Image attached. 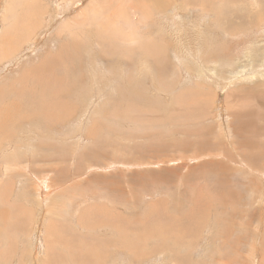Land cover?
<instances>
[{
	"label": "rangeland",
	"instance_id": "obj_1",
	"mask_svg": "<svg viewBox=\"0 0 264 264\" xmlns=\"http://www.w3.org/2000/svg\"><path fill=\"white\" fill-rule=\"evenodd\" d=\"M0 48V264H264V0H0Z\"/></svg>",
	"mask_w": 264,
	"mask_h": 264
},
{
	"label": "bare ground",
	"instance_id": "obj_2",
	"mask_svg": "<svg viewBox=\"0 0 264 264\" xmlns=\"http://www.w3.org/2000/svg\"><path fill=\"white\" fill-rule=\"evenodd\" d=\"M101 1V0H100ZM116 7V6H115ZM111 8V7H110ZM108 9V8H107ZM117 9V8H116ZM116 9H113V10H116ZM110 9H108V11H109ZM97 12H98V10H97ZM112 12V11H111ZM114 12V11H113ZM126 12H128V11H126V10H123L122 12H117V11H115L114 12V16L117 18V17H119V14H120V16H124L125 14H126ZM99 13V12H98ZM109 14H110V12L107 14L108 15V17H109ZM136 14V13H135ZM112 16H113V14H111ZM110 15V16H111ZM133 15V14H132ZM97 16V15H96ZM6 17V16H5ZM90 17H91V15H90ZM239 17V16H238ZM115 18V19H116ZM111 19V18H110ZM105 20H106V18H105ZM97 21V20H96ZM107 21V20H106ZM140 22L142 21L141 19L139 20ZM241 21V20H240ZM88 22V21H87ZM114 24L113 25H115V22H113ZM130 23H133V22H129V23H127L128 25L130 24ZM134 24V23H133ZM126 25V24H125ZM125 25H121V24H119L117 27H119L122 31L121 32H124L125 33V30H127V35L129 36V39H124V41L126 42V41H128L126 44H129V45H134V44H137V43H139V42H141V41H139L138 42V40H140L138 37V32L137 31H139L138 29H140V28H138V27H136L135 25H133V26H131V29L132 30H130L129 29V26H125ZM137 25V24H136ZM138 25H140V23L138 24ZM143 25V24H142ZM141 25V26H142ZM88 26V25H87ZM144 26H146V25H144ZM231 26V25H230ZM136 28H138V29H136ZM143 28V27H142ZM92 30V29H91ZM111 30V29H110ZM114 31V30H113ZM117 31H119V30H117ZM141 31V30H140ZM18 34V33H17ZM109 34V33H108ZM248 34V33H247ZM18 36V35H17ZM124 36V35H123ZM16 37V36H15ZM103 37V36H102ZM125 37V36H124ZM119 38V37H118ZM17 40V39H16ZM123 40V39H122ZM124 42V43H125ZM144 42V41H143ZM97 43H99V42H97ZM79 45H80V42L78 43ZM100 44V43H99ZM98 44V45H99ZM108 45V44H107ZM115 45V44H114ZM114 45H112V46H114ZM140 45V47H141V43L139 44ZM99 46H101V45H99ZM138 46V45H137ZM80 47V46H79ZM78 47V48H79ZM128 48V47H127ZM6 50H7V48H6ZM5 50V51H6ZM120 50V49H119ZM129 50H130V48H129ZM146 50V49H145ZM144 50V51H145ZM189 50H190V52L192 51V48L190 49L189 48ZM131 51V50H130ZM1 52L3 53V50H1V48H0V54H1ZM77 52H78V50H77ZM125 52V51H124ZM200 52L201 51H198V53H199V55H201L200 54ZM94 53H96V52H94ZM192 53V52H191ZM4 54V53H3ZM103 54V53H102ZM107 54H109V53H107ZM112 54V53H111ZM129 54V53H128ZM131 54H134V53H131ZM203 54V53H202ZM74 55V54H73ZM76 55V54H75ZM87 55V54H86ZM112 55H115V53L114 54H112ZM117 55V54H116ZM115 55V56H116ZM123 55V54H122ZM130 55V54H129ZM139 55V54H138ZM1 56V55H0ZM2 56H5V55H2ZM88 56V55H87ZM95 56H96V54H95ZM94 56V57H95ZM98 56H99V54H98ZM103 56H104V54H103ZM107 56V55H106ZM100 57H102V56H100ZM97 58V57H96ZM115 58V57H114ZM87 59H89V58H87ZM100 59V58H99ZM119 59H120V57H119ZM195 59V58H194ZM198 59V58H197ZM66 60V59H65ZM75 60V59H74ZM95 60V59H94ZM93 60V61H94ZM103 60V59H102ZM206 60V59H205ZM83 61V60H82ZM98 61V60H97ZM104 61V60H103ZM18 62V61H17ZM87 63H89V62H87ZM62 64V63H61ZM73 64V63H72ZM84 64H85V61H84ZM84 64H83V66H84ZM89 65H90V63H89ZM45 66V65H44ZM47 66V65H46ZM262 66V65H261ZM103 67H105L104 65H103ZM149 67V64L148 65H144L143 66V68L146 70V69H149L148 68ZM84 68V67H83ZM92 68H93V66H92ZM74 70V69H73ZM153 70V69H152ZM44 71V70H43ZM46 71V70H45ZM54 71V70H53ZM94 71V70H93ZM123 71V70H122ZM148 71V70H147ZM149 72V71H148ZM224 73V72H223ZM97 74V73H96ZM152 74V73H151ZM214 75H215V72L213 73ZM98 76V75H97ZM153 76V75H152ZM252 76V75H251ZM87 77V76H86ZM95 78V77H94ZM153 78H155V77H153ZM58 79V78H57ZM64 79H65V77H64ZM42 80V79H41ZM59 80V79H58ZM60 80H62L61 78H60ZM85 80V79H84ZM136 80V79H135ZM155 80H156V78H155ZM154 80V81H155ZM56 82V81H55ZM58 83V82H57ZM51 84V83H50ZM138 84H139V82H138ZM151 84V83H150ZM152 85V84H151ZM62 86V85H61ZM63 87V86H62ZM68 87V86H67ZM118 87H120V86H118ZM53 88H54V86H53ZM185 88V87H184ZM152 89V88H151ZM185 90V89H184ZM59 91V90H58ZM74 91V90H73ZM155 91V90H154ZM53 92V91H52ZM60 92V91H59ZM68 92V91H67ZM152 92V91H151ZM57 93V92H56ZM156 93V92H155ZM18 94V93H17ZM23 94V93H22ZM21 94V95H22ZM16 96V95H15ZM24 96V95H23ZM22 96V97H23ZM111 97V96H110ZM181 98H183V97H181ZM18 101V100H17ZM19 101H20V99H19ZM15 102H16V100H15ZM22 102V101H21ZM177 102V101H176ZM23 103V102H22ZM45 103V102H44ZM52 104V103H51ZM127 104V103H126ZM173 104V103H172ZM20 105V104H19ZM47 105V104H46ZM45 105V106H46ZM14 106V105H13ZM8 108V107H7ZM59 108V107H58ZM1 110V109H0ZM2 111V110H1ZM17 111V110H16ZM29 112V111H28ZM50 112V111H49ZM57 112V111H56ZM55 112V113H56ZM1 113V112H0ZM2 113H5V112H2ZM60 113V112H59ZM36 114H37V112H36ZM54 114V113H53ZM31 115V114H30ZM31 116H33V115H31ZM16 117V116H15ZM33 123V122H32ZM8 125V124H7ZM11 134V133H10ZM17 134V133H16ZM30 134H31V132H30ZM34 134V133H33ZM32 137V136H31ZM34 137V136H33ZM30 145H31V143H30ZM5 147V146H4ZM17 148H19V147H17ZM31 148V147H30ZM32 154V153H31ZM41 155V154H40ZM58 166V165H57ZM19 167V166H18ZM45 177V176H44ZM47 177V176H46ZM47 188V187H46ZM98 206V205H97ZM97 209V208H96ZM116 209V208H115ZM112 211V210H111ZM96 214V213H95ZM6 215H8V213H6ZM111 215V214H110ZM95 216V215H94ZM90 217H92V216H90ZM125 217H127V216H125ZM124 217V218H125ZM94 218V217H93ZM92 219V218H91ZM118 221H120V220H118ZM124 221V220H123ZM90 222V221H89ZM96 222V221H95ZM126 222V221H125ZM167 222V221H166ZM171 222V221H170ZM110 223V222H109ZM18 227V226H17ZM168 227V226H167ZM7 235H9V233L7 234ZM11 240V239H10ZM3 241V240H2ZM8 243V242H7ZM9 244V243H8ZM1 250V249H0ZM118 259V258H117Z\"/></svg>",
	"mask_w": 264,
	"mask_h": 264
}]
</instances>
